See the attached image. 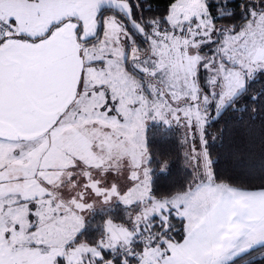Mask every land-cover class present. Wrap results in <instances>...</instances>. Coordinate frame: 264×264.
I'll list each match as a JSON object with an SVG mask.
<instances>
[{"label": "snow or ice", "instance_id": "obj_1", "mask_svg": "<svg viewBox=\"0 0 264 264\" xmlns=\"http://www.w3.org/2000/svg\"><path fill=\"white\" fill-rule=\"evenodd\" d=\"M0 264H264V0H0Z\"/></svg>", "mask_w": 264, "mask_h": 264}, {"label": "trees", "instance_id": "obj_2", "mask_svg": "<svg viewBox=\"0 0 264 264\" xmlns=\"http://www.w3.org/2000/svg\"><path fill=\"white\" fill-rule=\"evenodd\" d=\"M153 7H158L160 10H163L167 4V0H151ZM238 3V2H237ZM261 85H254L255 88H259ZM225 120L228 121L227 128L229 133L233 128L246 127L249 123L247 116H245L243 125L237 123L235 119H232L231 116H226L223 120L220 121L219 124L216 125L215 128L212 129L213 133H216L218 130L223 129L225 127ZM257 127L259 126V120L256 122ZM180 132H176L173 137L171 143L164 145L165 148H168L173 151L174 154L180 153V145L178 140L180 138ZM216 147L213 149V159L218 161V170L222 172L223 175H238L241 172V169L237 166V162L235 158L230 156L227 143L223 147L220 146V141L217 140ZM259 159L257 158L254 161L248 163L247 168L255 167L259 168ZM185 173L183 172L182 163H177L176 168L173 171V174L169 178H162L161 183L165 186L170 184H178L184 179ZM252 175L258 176L259 172H253Z\"/></svg>", "mask_w": 264, "mask_h": 264}, {"label": "built area", "instance_id": "obj_3", "mask_svg": "<svg viewBox=\"0 0 264 264\" xmlns=\"http://www.w3.org/2000/svg\"><path fill=\"white\" fill-rule=\"evenodd\" d=\"M237 2L239 3V0H237Z\"/></svg>", "mask_w": 264, "mask_h": 264}]
</instances>
